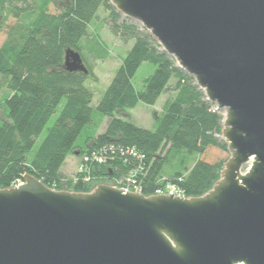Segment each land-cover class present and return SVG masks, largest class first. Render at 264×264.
Segmentation results:
<instances>
[{
  "label": "water",
  "instance_id": "95a60500",
  "mask_svg": "<svg viewBox=\"0 0 264 264\" xmlns=\"http://www.w3.org/2000/svg\"><path fill=\"white\" fill-rule=\"evenodd\" d=\"M223 111L229 157L202 195L99 183L0 188V264H264V0H110ZM68 71L88 70L66 49Z\"/></svg>",
  "mask_w": 264,
  "mask_h": 264
},
{
  "label": "trees",
  "instance_id": "16d2710c",
  "mask_svg": "<svg viewBox=\"0 0 264 264\" xmlns=\"http://www.w3.org/2000/svg\"><path fill=\"white\" fill-rule=\"evenodd\" d=\"M100 7L110 31L133 39V44L96 105L97 113L108 117L105 129L83 135L93 115V92L85 81H96L97 75L83 55L82 40L91 37L89 26ZM9 17L14 21L6 24ZM3 27L0 188L12 187L30 174L50 188L88 192L99 183L117 184L140 165L143 172L138 177L145 195L169 183L185 196H198L219 179L225 160H208L205 153L209 148L227 151L221 110L206 100L194 78L145 28L110 0H0V31ZM92 38L105 48L97 34ZM66 49L80 53L87 73L65 69ZM144 61L155 69L137 89L131 79ZM161 94L167 97L154 115V128L121 117L140 102L154 105ZM97 149L105 156L103 162L81 160L82 170L72 177L63 175L61 167L68 156L82 158Z\"/></svg>",
  "mask_w": 264,
  "mask_h": 264
},
{
  "label": "rangeland",
  "instance_id": "374dc122",
  "mask_svg": "<svg viewBox=\"0 0 264 264\" xmlns=\"http://www.w3.org/2000/svg\"><path fill=\"white\" fill-rule=\"evenodd\" d=\"M50 11H54L53 6H50ZM97 14L98 16L91 22L89 26V33L91 34V37L84 38L82 40L83 55L87 62L93 67V71L97 75L96 81H92L91 79H87L85 81V85L93 92V97L91 100L93 115L92 123L85 127L83 135H89L91 132L101 133L105 129L108 117H101L96 111V105L101 95L109 85L122 57L125 56L126 52L133 44V39L120 38L110 31L107 21L105 20L106 13L102 7L98 9ZM13 21L14 19L9 17L6 24H11ZM5 28L6 27H3V29L0 31V44L6 36ZM96 34L97 39H101L105 48L102 49L97 46L96 41L92 38V36ZM154 69L155 65L153 63L147 61L142 62L131 79L135 88L141 89L144 79L152 74ZM166 97V94H161L154 105H148L140 102L134 108L124 112L121 117L123 119L132 121L136 125L152 129L154 128V115L160 112ZM57 113L58 111L50 118L45 129L37 140V143L46 132V128L54 123ZM221 113L223 115L222 110ZM205 157L208 160L222 159L226 161L229 157V151H222L217 148H209L205 153ZM80 164L81 158L79 156L76 154L68 156L61 167L63 175L66 177L74 176ZM106 184L117 186L116 184L111 183Z\"/></svg>",
  "mask_w": 264,
  "mask_h": 264
},
{
  "label": "built area",
  "instance_id": "2783aa9c",
  "mask_svg": "<svg viewBox=\"0 0 264 264\" xmlns=\"http://www.w3.org/2000/svg\"><path fill=\"white\" fill-rule=\"evenodd\" d=\"M132 155H137L136 152L133 149L127 150ZM105 156L102 152H99L97 150H92L89 153H84L81 160L82 161H90L95 160L97 162H103ZM84 167L83 163L80 164L77 171L82 170ZM143 167L140 165L137 168L131 170L123 179H119L116 181L117 187L124 188L125 190H130L134 192H141V185L138 175L143 172ZM87 179V178H86ZM22 181H19L18 183H21ZM157 193H167V194H173L177 196H185L183 191L176 186L175 184H166L164 187H160L156 190L154 194Z\"/></svg>",
  "mask_w": 264,
  "mask_h": 264
}]
</instances>
